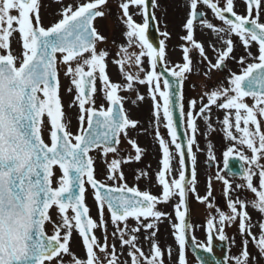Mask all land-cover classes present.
Instances as JSON below:
<instances>
[{
    "label": "snow or ice",
    "instance_id": "obj_1",
    "mask_svg": "<svg viewBox=\"0 0 264 264\" xmlns=\"http://www.w3.org/2000/svg\"><path fill=\"white\" fill-rule=\"evenodd\" d=\"M106 4L107 0H73L63 8L57 21L50 27H44L39 0H0V264H65L64 255L73 257L69 264H128L127 260L119 259L115 243L111 246L108 244L105 208L115 229L112 236L119 239L121 248L128 247L131 264H165L164 253L155 237L157 223L161 218H169V214L159 211L157 205L177 197L178 202L174 207L178 222L172 226L179 245L178 264H186L184 249L185 233L189 228L186 223L189 194H193L198 202L205 203L209 209L214 207L209 202L212 196L211 178L206 194H197L196 156L193 153L197 119H204L211 127L213 106L225 112L221 121L225 138L246 145L252 153L251 157L244 155L233 144L224 152V166L228 168V159L236 152L234 160L240 168L238 172L230 170V173L245 181L236 187H246L257 199H229V213L217 209V216H209L206 221L207 251L212 250L213 234L218 232V238L225 240V224L231 225L239 218L240 234L243 236L247 232L264 255V223L259 224L261 231L258 237L252 234V225L246 223L251 219L246 210L249 204L264 215V164L259 163L264 157V132L257 119L258 114L264 117V22H261L264 0H246V15H238L234 11V0H223V4L221 0H190L189 13L183 25L186 35L181 37L185 42L182 47L184 62L172 68L164 64V41L161 40L159 46L154 47L146 35L150 20L156 19L153 11L157 7L155 0H120L119 19L125 26L127 42L119 46L117 55L121 58L115 63L120 66L126 81L124 84L110 81L105 62L109 52L97 50V43L106 38L98 33L93 22L97 17L104 16L101 6ZM204 7L209 8L223 26H216L206 19L202 10ZM135 15H141L143 22H136ZM197 21L213 31L221 43L219 48L210 46L215 53V63L207 56L203 43L195 39ZM14 33L22 41V50L17 55L13 54L10 46ZM163 35L167 37L168 33ZM233 35L239 37L247 53L237 61L242 71L240 74L230 73L227 86L221 83L206 92L200 98L201 106L198 109V101L191 100L185 113L181 88L187 74L193 71L190 52L198 50L201 63L207 62L209 72L222 69L227 60L236 59L231 55L234 51ZM254 44L258 46L256 55L249 51ZM134 48H139V51H129ZM57 54L59 63L66 67L64 75L70 78L76 92L74 104L80 110V129L75 135L64 122ZM145 59L150 64V70L143 66ZM160 64L170 72L171 77L176 78L175 87L164 72L157 71ZM125 65H135L138 70L126 71ZM141 73L144 75L141 76ZM97 77L102 81L107 108L103 104L99 108L95 106L93 96L97 91ZM137 83L148 86L153 101L156 137L162 150V167L156 173L157 182L162 186L160 196L141 191L138 187H129L124 182L121 168L124 163L140 161L143 154V149L129 137V131L136 129L139 122L126 113L125 97L119 95L121 91H136ZM68 91L72 92L73 88H68ZM205 97L207 103H203ZM245 97L252 98L251 106L245 102ZM143 99V95L138 93L132 103ZM177 109L179 119L175 118ZM185 116L187 123L181 136L178 127ZM45 117L50 125V144L45 143L42 137ZM161 121L179 155L181 168L178 178L172 176L174 155L169 142L159 133ZM250 124L255 126L254 130H250ZM233 127L240 133L239 137L233 134ZM121 135L134 149V156H119ZM93 151L103 158L107 180L113 181L112 185L97 179L94 159L90 155ZM109 154L113 156L110 161L107 159ZM186 155L192 166L190 180L186 179L184 168ZM209 159L215 161L211 152ZM253 166L259 170L258 187L253 184V177L257 175ZM56 167L62 175L57 180L58 186L53 187ZM141 176L146 178L147 173L142 172L136 178L140 179ZM215 179L223 182L226 196L233 190L229 179L219 170ZM86 184L94 192L99 223L89 215L90 209L85 203ZM54 206L58 221L49 215V210ZM130 218L136 222L135 227L129 226ZM46 222L53 224L52 235L45 232ZM142 228L149 233L144 237L151 241L149 255L139 246L137 234ZM96 229L102 231L103 242L95 235ZM74 230L81 237L86 259L76 258L70 252L69 243ZM247 244L248 240L245 239L241 255L234 258L236 264H248ZM167 251L171 255V248ZM98 252L103 254V258Z\"/></svg>",
    "mask_w": 264,
    "mask_h": 264
},
{
    "label": "rangeland",
    "instance_id": "obj_2",
    "mask_svg": "<svg viewBox=\"0 0 264 264\" xmlns=\"http://www.w3.org/2000/svg\"><path fill=\"white\" fill-rule=\"evenodd\" d=\"M41 5L40 7V16L42 25L44 27H50L55 21L60 18V13L62 12L63 8L66 7L68 4L73 2L61 3L57 2L56 0H39ZM112 9L108 7L106 10ZM111 13H105L104 16L107 17V21L112 19L114 16ZM12 14H16L13 12ZM134 20L138 23H142V16L135 15ZM103 23V22H102ZM96 26H99L103 29H107V34L103 35L106 38L105 41L99 42L101 45H106L104 50L109 52V55L106 57V73L110 78L111 82H117L124 84L126 83L125 78L123 77L120 66L115 63L117 59L121 57L117 55L118 49L113 47L112 42H114L112 27H103L102 24L96 23ZM15 27V25H14ZM105 28V29H104ZM162 31V35L164 33H168L167 37L163 35V41L165 45V64L169 68L174 67L177 64H182L183 61V52L177 50V45L181 44V47L185 46V42L181 39V37L186 35V31H183L182 28L178 27H160ZM181 29V30H179ZM110 34L111 36H107ZM126 38V36H125ZM127 39V38H126ZM10 46L13 51L14 55H17L22 50V41L20 36L17 33L13 34V37L10 38ZM175 46V49H174ZM131 51H139V48L129 49ZM207 54V53H206ZM191 59L193 61V71L190 74H187V78L184 81L183 85V104L185 113L189 110V102L191 100H197V109L201 106L200 105V98L204 96L206 92H210L221 83L227 86V81L229 78L230 73L235 72L240 74L242 71V66L237 64V61L241 57V55L237 56L235 60L229 59L226 61V67L222 71L220 69H213L210 72L207 68V62L204 61L201 63L202 58L199 55L198 51L192 50L190 52ZM209 59L215 63V57L210 54H207ZM146 69L150 70V64L147 59L144 60V65ZM66 67L60 64L59 68V78H60V97L61 102L63 105L64 113L66 114L64 120H66L68 130L72 132L74 135L76 134L77 124L79 122V114L80 110L78 106L74 104V96L76 94L74 86L71 84V80L69 77L64 75ZM126 71L135 72L138 69L135 65H125ZM208 73L207 76L205 73ZM144 74L141 73V76ZM72 87L73 91L69 92L68 88ZM102 81L97 77L96 80V93L94 94L97 97H103L104 94L101 93L102 90ZM136 91H121L124 92L123 97H125L123 103L126 107V111L131 119L137 120L138 126L134 130L129 131V137L134 139L137 144L143 149V154L141 156V160L133 162V180L130 183H127L129 187H138L141 191H149L151 194L160 196L162 194V186L157 182L156 173L161 169L162 164V150L158 144V140L156 137V126L155 120L153 118V101L149 94V88L147 85H135ZM161 88L163 89V79H161ZM143 95L144 99L142 101H137L135 104L130 102L129 94L134 95V100H136L137 94ZM128 97V98H127ZM158 99H160L158 97ZM97 101L98 98H97ZM106 101L103 100L101 103H105ZM245 102H247L250 106L253 104L250 102L249 99L245 98ZM203 103H207V98L205 97ZM73 105V106H70ZM224 110L219 109L216 106L212 107V114H211V127L208 126L209 122H206L202 118L197 119V126L198 130L196 132V143L193 145V153L196 156V181L195 187L197 189V194L203 196L206 194L207 184L209 178H211L212 184V196L209 197V202L214 205L212 209H209L205 203H200L195 199L193 194L190 195V205L192 209V219H191V226H192V234L197 242L201 245H209L208 241V231L206 228V221L209 216H217V209L224 211L226 214L229 213L228 209V201L229 199L235 200L239 197L241 200L251 201L255 200V194L252 193L250 190L246 189L243 191V197L241 194V188H237L236 185L241 184V179L230 178L226 175L224 170V152L227 148L233 144H235L237 151H241V145L236 141H229L225 138V133L223 131V125L221 121L224 117ZM68 116V118H67ZM257 119L260 121L261 124V131L264 132V117L257 116ZM185 121L187 123V117L185 116ZM234 124V119H233ZM49 128L50 125L48 123L47 117L44 118V125L42 126V134L43 138L46 143L50 144L49 138ZM142 131L141 134L135 131ZM254 130V129H251ZM233 134L237 137L240 136V133L236 132L235 128L232 129ZM159 133L165 139L166 142H169L170 151L173 153L174 158L172 160V176L178 178L179 170L181 165L179 163V155L176 153L174 145L170 143V135L168 130L165 128L163 121H161L159 126ZM243 154L251 157L252 153L250 149L247 148L246 145L242 146ZM119 156L126 157L129 154L135 155L134 149H132L131 145L128 143L127 139H124L120 148H118ZM209 152H211L215 156L214 166L210 165L209 159ZM233 154H236L234 152ZM91 156L94 159V167L96 170V175L99 179L106 182L109 185H112L113 181L107 180V172H106V165L103 162V158L96 152H91ZM113 158L112 154H109L108 160L110 161ZM259 163L264 164V157H262ZM122 170L125 169V163L121 165ZM253 169L256 171L255 166ZM220 171L221 175H224L227 179H229L230 183L232 184V189L229 194L226 196L224 194V184L222 181H218L215 179V175L217 171ZM142 172L147 173V177L141 176L140 179L136 177L139 176ZM54 177H53V187H57L58 178L62 175L61 171L58 167L54 168ZM171 179V177H169ZM126 183V181L124 180ZM178 202V197L173 198L167 203H160L157 205V209L164 213L169 214V218H161V220L157 223L158 232L156 233L155 240L158 242L162 252L164 253V262L165 264H178V241L175 239L174 235V228L173 224L177 223L178 220L175 216V203ZM86 204L90 209L91 217L99 223V213H98V206L97 202L94 199V192L89 185L86 184ZM246 210L249 212L251 220L249 221L250 224L253 223V211L254 208L249 204ZM71 210L69 211V215H71ZM49 215L52 216L54 221H58L59 217L57 215V209L55 206L50 209ZM151 219V218H150ZM104 220L107 221V232H108V244L111 246L113 243L116 245L117 254L121 261H128V264H131V258L128 256V247L125 246L121 248V244L119 239H114L112 236L114 226L111 223L110 213L105 208L104 210ZM148 221H145L147 223ZM128 224L130 227H135L136 222L133 219H129ZM123 227V225H121ZM46 231L49 235L53 234L54 228L52 223L46 222ZM151 230H149L150 232ZM252 234L253 229H251ZM143 228L137 234L139 237V246L145 251L146 255L150 254L151 249V241L145 240V235H148ZM95 235L97 236L98 240L103 242V234L100 229L95 230ZM224 235L230 241V249H231V264H236L235 257L240 255L238 248L241 249V253L243 251V246H241V238L242 244L245 239L248 240L247 244V251L249 253L248 257V264H256L255 258V250L253 249L254 242L252 241L251 237L247 235V232L242 236L239 231V218L237 221L231 225L225 224L224 227ZM70 252L75 254L76 258L86 259V251L84 246L82 245L81 237L77 234V231H73L72 238L69 243ZM168 248H171V255H168ZM98 255L103 258V254L98 252ZM186 264H199L194 257V255L190 254L189 251L186 250L185 252ZM73 260L72 256L64 255L65 264H69ZM47 264V262H46Z\"/></svg>",
    "mask_w": 264,
    "mask_h": 264
},
{
    "label": "flooded vegetation",
    "instance_id": "obj_3",
    "mask_svg": "<svg viewBox=\"0 0 264 264\" xmlns=\"http://www.w3.org/2000/svg\"><path fill=\"white\" fill-rule=\"evenodd\" d=\"M56 1L60 2V4L61 3L65 4V3L70 2V1L73 2V0H56ZM155 2H156L157 7L155 9H153V11L155 12V17H156L157 24H158L159 28L164 27V26H168V27H171V26L174 27L175 26L178 28H182L183 31H186L183 28V25L186 22V18H187L188 13H189L190 0H155ZM119 3H120V0H107V4L105 6H101L102 10L104 12L106 11V13H111L110 11L106 10L108 7H111L112 8V9H110L112 11L111 14L114 17L112 19H110V22H109V20L107 21L108 17H105L104 19H98V23L102 24L103 27H105V28H107V27L109 28V27L114 26L112 28V33L114 32L115 34H113L114 42H112V44H113V47L115 49H118L120 45H125L127 42V39L125 38V35H124L125 26L123 25V23L119 19V17L121 16V11L119 10V7H118ZM221 4H223V0H221ZM246 7H247L246 0H234V11H236L238 15H246ZM202 10L205 12V18L206 19L211 21L216 26H223L222 22H220L218 20V18H216L214 16V14L212 13V11L209 8L204 7ZM261 22H264V14H262ZM95 28L97 29V31L100 35H101V33L103 35H106L108 32L107 29L104 28L105 30L103 31V29L99 26H96V24H95ZM195 28H196L195 33H194L195 39L198 42L203 43L207 54H210L213 57H215V53L212 51L210 46H215L217 48L221 47V43L217 40L216 34L213 31L207 29L206 27L201 26L198 21L195 23ZM179 30H181V29H179ZM160 31H161V29H160ZM161 35H162V31H161ZM107 36H111V35L108 34ZM161 37L163 38V35ZM232 39H233V43H234V51L231 55L234 56L235 58L239 55L247 56L245 48H244L242 42L240 41L239 37L233 35ZM99 46H100V43L98 42L97 47H99ZM164 47H165V45H164ZM103 48H106V45H101L99 50H101ZM176 48L178 51H182L181 44H178ZM174 49H175V46H174ZM195 51H198V50H195ZM249 51H251L254 55L258 54V46L254 44L249 49ZM247 62L250 63L252 61L248 60ZM101 93L104 94L103 88L101 90ZM119 95L123 96L124 92H120ZM128 96L130 98V102H132L134 100L135 96L132 94H129ZM97 98L99 101H97ZM97 98L95 95L93 96V99L95 100V106L97 108H99L102 104L104 106V103H101V102L103 100H105V96H103L101 98L100 97H97ZM246 98H249L250 102L253 103V100L251 97H246ZM124 108L126 111L125 106H124ZM126 113L128 114L127 111H126ZM85 126H87V125H85ZM243 126H244L243 123H241V127H243ZM249 128L251 130V129H254L255 126L250 124ZM135 132H137L139 134L142 133V131H137V130ZM124 139L125 138L123 137V135H121L120 144H119L118 148H120ZM242 146L243 145H241V152H243ZM133 162L134 161L129 162V163H125V169H124V171L122 170L124 173L126 183H130L133 180ZM256 171H257V175H258L259 170L257 169ZM256 179L257 178H255V182H256ZM243 182L244 181L241 178V183H243ZM260 223H264V215H262L259 212L257 215L256 222H255V233H256L257 237L259 236L260 231H261L260 227H259Z\"/></svg>",
    "mask_w": 264,
    "mask_h": 264
},
{
    "label": "water",
    "instance_id": "obj_4",
    "mask_svg": "<svg viewBox=\"0 0 264 264\" xmlns=\"http://www.w3.org/2000/svg\"><path fill=\"white\" fill-rule=\"evenodd\" d=\"M148 36V39L150 42L153 44L154 47H158L160 43V36L158 33V28L156 25V21L150 20V26L149 30L146 33ZM161 72H164L165 76L170 79L173 83V86H176V78L171 77L170 72L166 71L164 68L163 64L159 65ZM175 118L179 119V110L177 109L175 113ZM178 133L183 136L184 134V128H183V121L180 122L179 127H178ZM186 139V138H185ZM234 158L236 156L229 157L228 159V168L227 171L231 175L230 170L232 172H238L239 171V163H237ZM238 159V158H237ZM235 164V167L233 165ZM185 168L187 172V179H191V163H190V158L186 155L185 157ZM190 218V211L188 215L186 216V223L188 224ZM187 238H188V244L191 247L192 251L197 255V257L200 259L202 264H228L227 263V241L225 240H220L218 238L217 233L215 232L213 234L212 238V246H211V251H207V248H201L197 247V244L192 240L190 237L188 231H187Z\"/></svg>",
    "mask_w": 264,
    "mask_h": 264
}]
</instances>
